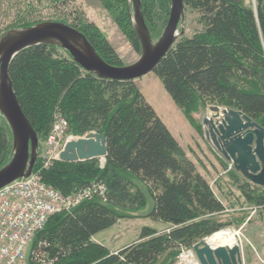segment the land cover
Wrapping results in <instances>:
<instances>
[{
  "label": "trees",
  "instance_id": "obj_1",
  "mask_svg": "<svg viewBox=\"0 0 264 264\" xmlns=\"http://www.w3.org/2000/svg\"><path fill=\"white\" fill-rule=\"evenodd\" d=\"M66 1L51 0L56 6ZM103 1L119 8L125 5V0ZM140 1L153 37L167 21L170 0ZM183 2L185 13H195L200 30L178 37L152 72L192 125H196L194 112L223 105L242 111L264 128V0L251 4L246 0ZM122 10L119 22L123 30L127 28L132 48L139 52V42L133 29L126 27ZM51 21L74 27L104 61L123 65L107 39L77 11L69 10L65 17ZM8 73L39 141L47 138L58 115L67 122L66 134L95 132L106 139L103 161L56 159L47 168H41L39 161L34 164L33 171H39L41 181L63 195L92 182L104 188L102 195L49 216L34 234L30 248L39 246L50 264H173L178 250L192 247L225 224L219 217L228 209L215 192L220 194L223 184L236 185L264 223V186L249 182L235 169L211 185L181 150L135 81L100 79L54 45L22 50L12 59ZM11 147L10 130L0 118V168L8 161ZM147 196L152 208L146 216L168 225L166 230L144 226L135 242L115 252L92 240L118 219L143 209Z\"/></svg>",
  "mask_w": 264,
  "mask_h": 264
},
{
  "label": "water",
  "instance_id": "obj_2",
  "mask_svg": "<svg viewBox=\"0 0 264 264\" xmlns=\"http://www.w3.org/2000/svg\"><path fill=\"white\" fill-rule=\"evenodd\" d=\"M132 29L139 42V57L127 65L104 61L80 31L59 21H41L12 29L0 37V115L11 134V154L0 168V188L29 176L38 155V137L21 110L9 77V65L22 50L37 45H54L66 51L83 70L104 80L134 81L152 72L157 63L184 35L183 0H170L167 21L156 40L144 21L140 0H130ZM205 117V138L249 182L264 186V128L240 110L211 105ZM103 134L88 132L66 138L58 159L67 162L104 159ZM264 235V228H263ZM199 264H242L238 246L211 248L205 238L192 245Z\"/></svg>",
  "mask_w": 264,
  "mask_h": 264
},
{
  "label": "rangeland",
  "instance_id": "obj_3",
  "mask_svg": "<svg viewBox=\"0 0 264 264\" xmlns=\"http://www.w3.org/2000/svg\"><path fill=\"white\" fill-rule=\"evenodd\" d=\"M252 2L253 0H246L247 4ZM52 3L51 0H0V37L9 30L22 28L21 25L19 26L20 23L33 25L41 21H51L55 18L65 17L69 10H75L85 22L94 24L95 28L113 47L123 65L131 64L138 59L139 52H136L128 41L127 28L124 27L123 30V26L117 17L120 10L123 9V19L126 21V27L129 25L132 29L130 0H125L123 8L113 5L114 3L111 2L107 5L103 0H67L65 5L58 4V6ZM183 28L184 36H190L200 30V25L196 23L195 13H185ZM160 33L161 31L153 36V39L156 40ZM135 82L145 100L169 128L172 126L171 121L175 118L179 123H185V120L194 129L192 136L189 137V135L184 134L183 139L178 142L184 145H180L181 150L186 155L189 154L187 157L196 163L198 170L206 176L209 174L208 180L214 174V178L217 179L220 175H225L228 170L234 169L231 163L228 161L226 163V160L214 148L212 143L205 138V126L202 121L205 117L212 115L208 106L192 114L193 123H196V125H192L184 116L182 110H179L174 104L161 81L153 72L136 79ZM215 106L222 109L228 108L223 105ZM0 118L4 120L1 115ZM45 141L46 139L38 140L40 149H43ZM217 170L219 173H217ZM226 182L231 184L230 181ZM215 192L228 209L223 216L219 217L221 222L225 224L218 231L228 230L233 234V244L236 242L239 246L242 264H264V223L256 208L246 204L244 197L240 195L241 192L234 184L232 188L223 184V191L220 194L216 190ZM151 208L152 200L147 196L146 206L143 209L133 216L118 219L113 226L99 232L93 238H104L107 244L109 242L116 243L120 240L130 242L131 239H137L141 228L144 226L155 228L158 231L166 230L168 225L156 222L146 216ZM118 237L120 238L118 239ZM207 237L209 236L203 238L206 239ZM189 249L191 248L178 250L179 252L175 256L173 264L184 263Z\"/></svg>",
  "mask_w": 264,
  "mask_h": 264
},
{
  "label": "built area",
  "instance_id": "obj_4",
  "mask_svg": "<svg viewBox=\"0 0 264 264\" xmlns=\"http://www.w3.org/2000/svg\"><path fill=\"white\" fill-rule=\"evenodd\" d=\"M67 122L55 116L45 145L40 152L41 168H47L57 159L63 142L68 137ZM102 185L92 182L88 186L63 195L44 184L39 171L26 178L14 180L0 189V264H50L39 246L30 248L34 234L41 230L49 216L78 205L93 195H102ZM235 245H238L235 242ZM193 254L187 250L186 256ZM46 257V258H45ZM45 258V259H44Z\"/></svg>",
  "mask_w": 264,
  "mask_h": 264
},
{
  "label": "crops",
  "instance_id": "obj_5",
  "mask_svg": "<svg viewBox=\"0 0 264 264\" xmlns=\"http://www.w3.org/2000/svg\"><path fill=\"white\" fill-rule=\"evenodd\" d=\"M178 108V107H177ZM179 109V108H178ZM180 110V109H179ZM178 119H179V116L177 117ZM160 119L162 120V118L160 117ZM162 122H163V120H162ZM184 122L185 123H179L175 118H173V120L171 121V127L169 128L164 122V124L166 125V127L168 128V130L170 131V133L173 135V137L176 139V141L178 142L179 140H182L183 139V137H184V134H186V135H189V137L190 136H192V134H193V132H194V129L189 125V123L188 122H186L185 120H184ZM188 128H190V129H188ZM171 129V130H170ZM178 144L179 145H181V146H184V145H182V144H180L179 142H178ZM187 155H189V154H187ZM225 161V160H224ZM226 163H227V161H225ZM217 173H219L218 172V170H217ZM205 175V174H204ZM215 175V174H214ZM214 175L212 176V178L210 179V184L212 183L213 184V182H214V180L216 179V178H214ZM207 177V179H209L208 177H210L209 176V174H208V176H206ZM214 179V180H213ZM161 223V222H160ZM161 224H164V223H161ZM165 225V224H164ZM98 234V233H97ZM120 237H118V239H119ZM138 238V237H137ZM92 240L93 241H95V242H97V243H100V244H102V245H104V246H106L110 251H112V252H115V251H117V250H119V249H121V248H123V247H125V246H127V245H129V244H131V243H133V242H135L136 240H135V238L134 239H131L130 240V242H125L124 240H120V241H118V242H116V243H114V242H109V244H107L106 243V240L104 239V238H101V237H97V238H93L92 237Z\"/></svg>",
  "mask_w": 264,
  "mask_h": 264
},
{
  "label": "bare ground",
  "instance_id": "obj_6",
  "mask_svg": "<svg viewBox=\"0 0 264 264\" xmlns=\"http://www.w3.org/2000/svg\"><path fill=\"white\" fill-rule=\"evenodd\" d=\"M205 240L208 246L211 248L218 246L232 247L235 245L233 244V234L228 230L217 231L211 236L207 237ZM185 260L186 261L181 264H198L193 254H188Z\"/></svg>",
  "mask_w": 264,
  "mask_h": 264
}]
</instances>
